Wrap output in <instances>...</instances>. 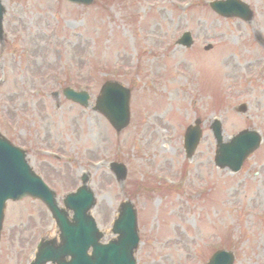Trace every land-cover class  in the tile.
Segmentation results:
<instances>
[{
	"label": "rangeland",
	"instance_id": "rangeland-1",
	"mask_svg": "<svg viewBox=\"0 0 264 264\" xmlns=\"http://www.w3.org/2000/svg\"><path fill=\"white\" fill-rule=\"evenodd\" d=\"M3 1L0 130L28 150L59 199L90 169L100 227H109L121 202L133 201L138 264H205L217 249L234 251L235 264H264V139L234 175L215 167L210 130L221 117L225 136L249 128L264 138V40L255 36L264 39V0H245L253 22L217 15L210 0ZM185 31L195 38L191 49L176 43ZM106 77L132 91L131 126L121 134L91 109L52 96L70 85L89 89L94 101ZM34 87L42 94L31 95ZM241 103L247 114L234 111ZM195 119L204 135L189 160L182 141ZM47 148L62 159L38 155ZM107 159L127 165L124 190L94 167ZM46 211L30 198L9 202L0 264H28L38 229H55Z\"/></svg>",
	"mask_w": 264,
	"mask_h": 264
},
{
	"label": "water",
	"instance_id": "water-1",
	"mask_svg": "<svg viewBox=\"0 0 264 264\" xmlns=\"http://www.w3.org/2000/svg\"><path fill=\"white\" fill-rule=\"evenodd\" d=\"M224 5L229 6L230 4L226 3L221 6L223 7ZM224 13L227 15H233L231 10H229L228 13ZM1 18L2 16H0V23L2 20ZM106 96L107 94L105 97ZM103 99L104 98L98 103V108ZM105 100L109 103V97H106ZM241 108L244 109V107ZM124 109L128 112L127 102L125 103ZM127 118H129V113ZM122 120L124 119L122 118ZM127 124L128 120L118 126L119 130L124 128ZM213 128L218 143L216 164L222 168L228 166L233 171L241 168L244 159L259 146L261 141L256 132H251L242 135L240 134L234 137L231 142L224 143L221 140L222 134L219 122L216 121V123L213 124ZM193 130L197 132L198 136L201 135L198 127L195 129L193 128ZM185 141V152L191 157L198 141H195L194 135L187 136ZM5 143L0 141V219L3 216V208L7 199L20 198L27 194L38 196L47 201L50 209H52L51 211L55 214L62 231L63 243L66 245H64L65 249L63 250H55L56 247L53 246V244H44L45 246H43L40 251L41 257L38 263H43L47 260H54L57 264H65L63 263L64 258L60 261V258L62 257L61 254L69 253L75 259L74 264H132L126 259L125 249L131 247L130 250L133 256V249H135L137 244V223L136 218L132 216L130 210L128 208L126 210L127 206L131 207L129 203L123 204L121 207V211L124 210V213L118 218L115 225L114 230L119 234L118 241L110 246L96 245V240L97 238H100V236L97 235L96 237L93 218L88 214V210H86L91 206L93 201V195L90 190H84L66 198L65 204L67 207L75 211L76 219L75 224H69L64 219V216H62L60 210L56 208L52 194L41 190L42 186L40 182L34 177V174L28 170V167L23 162V156L18 153L19 151L15 149L13 150ZM86 180L87 178H84L83 182L86 183ZM81 189H87V186L84 185ZM80 225L85 226V228H82ZM75 230L85 234L81 235ZM91 246H93L94 252L92 257H89L85 251Z\"/></svg>",
	"mask_w": 264,
	"mask_h": 264
}]
</instances>
